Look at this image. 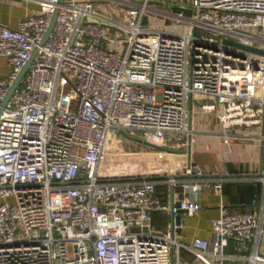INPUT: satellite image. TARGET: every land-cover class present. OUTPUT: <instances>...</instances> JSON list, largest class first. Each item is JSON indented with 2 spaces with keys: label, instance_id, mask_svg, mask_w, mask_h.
Instances as JSON below:
<instances>
[{
  "label": "built area",
  "instance_id": "obj_1",
  "mask_svg": "<svg viewBox=\"0 0 264 264\" xmlns=\"http://www.w3.org/2000/svg\"><path fill=\"white\" fill-rule=\"evenodd\" d=\"M29 1L39 14L17 28L0 22V57L12 66L0 109L33 59L0 116V264H182L184 247L206 264H264L258 250L226 253L232 240L264 241V217L223 202L213 241L177 240L176 218L202 209L206 183L223 194L229 170L210 178L191 155L145 170L113 161L132 150L127 138L188 154L200 112L218 118L226 143L257 127L264 149V0L180 5L192 15L167 0ZM107 1L124 22L101 11ZM256 179L264 185V167ZM164 183L182 199L163 205ZM157 211L172 215L165 232Z\"/></svg>",
  "mask_w": 264,
  "mask_h": 264
},
{
  "label": "crops",
  "instance_id": "obj_2",
  "mask_svg": "<svg viewBox=\"0 0 264 264\" xmlns=\"http://www.w3.org/2000/svg\"><path fill=\"white\" fill-rule=\"evenodd\" d=\"M141 4L145 0H130ZM170 9L180 6V0H167ZM101 11L105 15L121 20L117 10L112 5L98 2ZM40 5L36 1L29 0H0V22L17 28L19 23L35 14L40 13ZM176 12V11H175ZM12 72V66L4 57H0V78L8 77ZM199 104V102L197 101ZM198 104L194 103V106ZM191 126L196 137V142L188 154L185 151H167L148 146L135 150H123L124 158H140L141 160L163 161L164 159H177L187 163L191 155L194 163L200 165L210 178L220 177L222 172L229 170L231 174L224 183L223 194H216L212 182L206 183L202 195V209L190 216L183 213V228L177 233V240L186 246H193L195 239L213 241V220L220 215L221 202L226 204L232 212L242 211L255 213L264 217V185L257 180L264 167V149L257 135L261 132L257 127L249 130H236L233 142L226 143L223 136V128L218 118L211 114L200 112L191 119ZM250 133L252 137H244L243 133ZM240 133L239 135H237ZM157 194L162 204L171 205L174 199H182V188L174 191L168 184L157 185ZM172 215L169 211H157L153 215L155 227L167 231L171 225ZM258 250L264 255V241L259 237L242 247L238 240L230 241L226 253L234 257L250 256ZM182 264H206L198 259L187 248L182 250Z\"/></svg>",
  "mask_w": 264,
  "mask_h": 264
},
{
  "label": "rangeland",
  "instance_id": "obj_3",
  "mask_svg": "<svg viewBox=\"0 0 264 264\" xmlns=\"http://www.w3.org/2000/svg\"><path fill=\"white\" fill-rule=\"evenodd\" d=\"M159 1H162V0H151V4L152 5H156ZM105 4L112 5L117 10V12L119 13V15L121 17V21L124 22L123 14H122V11L120 10V5H118L117 3L112 2V1H107ZM180 5L190 6L191 5V2L189 0H180ZM148 18L150 20H153L154 18L155 19L157 18V20H159L161 17L160 16L159 17L154 16V15H152L150 13L148 15ZM127 140H128L127 141V144L129 143L128 145H132V150H135V151H137V149H140L142 147H144V148L146 147L147 148L149 146L146 143L144 144L142 142H139V141H136V140H133V139H130V138H127ZM127 144H126V146H127ZM113 155H115V154H113ZM122 155H118L119 157L117 155H116L117 157L116 156H113V161H117L118 162V161H124V160L127 161L128 160V162H130L132 164L133 163L134 164L135 163L138 164L142 168V170L148 169L154 163H160V165H163L164 162L171 160V158H169V159H164L163 161H149V160H145L144 161V160H141L140 158H133V157H131V158H129V157L124 158V157H122Z\"/></svg>",
  "mask_w": 264,
  "mask_h": 264
},
{
  "label": "water",
  "instance_id": "obj_4",
  "mask_svg": "<svg viewBox=\"0 0 264 264\" xmlns=\"http://www.w3.org/2000/svg\"><path fill=\"white\" fill-rule=\"evenodd\" d=\"M64 2H65V0H61V3H64ZM174 9H175L176 12L184 11L187 15H192V10H191V9H183V8H181L180 6H177V7H175ZM57 15H58V10H56V14L54 15V18H53V23H52V25H51V29H50L51 31H52L53 26H54V24H55V22H56ZM229 43H230V42H229ZM231 43H234V42H231ZM234 44L239 45V46H241V47H245V48H247V49L257 50L256 48L251 47V46L246 47V46H243L242 44H239V43H234ZM261 52L263 53L262 50H261ZM32 62H33V59L30 60V61L27 63L26 67H25V68L19 73V75H18L16 81L13 83V86L11 87L9 93L7 94L6 98H5L4 101H3L4 103H3V105H2V107H1V109H0V116H1V113H2V111H3V109H4V107L7 106V104L9 103V100L11 99L12 95L14 94V92L16 91V89L18 88V86L20 85V83H21L23 77L26 75V73H27L31 68H33V66H32ZM159 149H161V150L164 149V150L170 151V150H168V149H166V148H161V147H159ZM183 212H184V211H183ZM181 217H182V216L179 215V216L176 218L177 223H179V221L181 220Z\"/></svg>",
  "mask_w": 264,
  "mask_h": 264
}]
</instances>
